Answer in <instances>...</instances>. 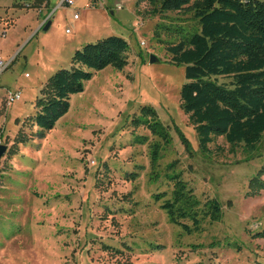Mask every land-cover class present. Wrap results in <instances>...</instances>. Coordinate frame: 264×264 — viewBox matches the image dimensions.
<instances>
[{
	"label": "rangeland",
	"instance_id": "1",
	"mask_svg": "<svg viewBox=\"0 0 264 264\" xmlns=\"http://www.w3.org/2000/svg\"><path fill=\"white\" fill-rule=\"evenodd\" d=\"M73 1L57 11L55 2L53 27L32 34L44 19L39 9L0 0V57L13 61L0 77V264H264V238L256 237L264 233V191L247 197L264 163V136L252 153L242 146L232 152L223 138L202 152L181 108L185 66L170 62L164 43L179 38L155 36L159 24L191 31L195 23L173 11L150 16L142 0ZM111 36L128 43L127 67L95 72L68 114L37 136L29 119L49 78L70 69L83 46ZM152 56L159 61L152 64ZM9 92L21 99L9 105ZM143 106L156 110L173 139L158 182L147 146L131 145L132 133L149 136L130 127ZM19 134L29 140L14 145ZM173 164L202 202L223 204L220 223L191 236L170 224L152 196L171 191L164 176ZM133 172L139 178L127 181ZM102 244L132 251L109 253Z\"/></svg>",
	"mask_w": 264,
	"mask_h": 264
},
{
	"label": "trees",
	"instance_id": "2",
	"mask_svg": "<svg viewBox=\"0 0 264 264\" xmlns=\"http://www.w3.org/2000/svg\"><path fill=\"white\" fill-rule=\"evenodd\" d=\"M142 1L150 8V16H163L173 11L189 16L195 23L191 31L159 24L155 36L161 38L165 34L179 38L178 42L164 43L170 62L185 66L187 82L180 91L181 108L196 131L200 150L208 152L216 139L223 138L232 152L239 146L248 153L254 152L264 136V1ZM14 2V7L36 10L45 3L47 7L50 5L49 0ZM128 50L123 38L111 36L76 51L71 68L61 69L51 76L36 102V114L29 119L40 130L36 135L44 137L56 127L68 114L71 98L84 92L85 83L93 79L95 72L109 67L124 70L129 64ZM130 127L133 132L149 133V136L132 133L131 145L147 146L151 179L158 182L162 154L173 142L169 127L160 121L151 106L141 107L131 119ZM181 138L187 153L191 154L189 140L183 134ZM28 140L25 134H19L14 145ZM174 168V164L168 166L169 172L164 176L171 191L152 196L170 224L191 236L201 234L208 222L220 223L224 217L223 204L214 198L202 202ZM138 178L137 172L126 175L127 181L135 182ZM263 191L264 163L250 180L247 197L259 196ZM256 237L264 238V233ZM123 247L124 250H119L102 244V249L109 253L122 255L132 251L126 244Z\"/></svg>",
	"mask_w": 264,
	"mask_h": 264
},
{
	"label": "crops",
	"instance_id": "3",
	"mask_svg": "<svg viewBox=\"0 0 264 264\" xmlns=\"http://www.w3.org/2000/svg\"><path fill=\"white\" fill-rule=\"evenodd\" d=\"M55 2H58V5H57V8H56V11L58 10V9H62V8H66V9H69L68 7H65V6H60V2H61V0H49V3H50V5H49V7H47L46 6V3L44 4V5H42L41 6V8H39V13H38V17H40V16H44V19L41 21V22H38V25H37V27H36V29L33 31V30H31V33L33 34V33H36V32H40V31H42L43 30V28L45 27V25L49 22V21H51L52 22V25H51V27H50V29L53 27V25H54V21H53V14H54V12L52 13V14H50L51 13V11H52V9H53V7H54V4H55ZM14 5H12V7H13ZM44 9L45 10H47V11H45V13H43V11H44ZM119 9H120V7H119ZM38 10V9H37ZM43 13V14H42ZM76 14V13H75ZM74 14V15H75ZM75 20V19H74ZM78 20H80V18L79 19H77L76 21H78ZM49 29V30H50Z\"/></svg>",
	"mask_w": 264,
	"mask_h": 264
},
{
	"label": "built area",
	"instance_id": "4",
	"mask_svg": "<svg viewBox=\"0 0 264 264\" xmlns=\"http://www.w3.org/2000/svg\"><path fill=\"white\" fill-rule=\"evenodd\" d=\"M60 6H65L68 8H73L75 7V2L73 0H61ZM74 19L77 20L79 19V13H76L74 15ZM13 61L7 62L3 58L0 57V77L1 75L9 69ZM8 103L9 105L14 104L15 102L19 101L21 99L20 93H8Z\"/></svg>",
	"mask_w": 264,
	"mask_h": 264
},
{
	"label": "water",
	"instance_id": "5",
	"mask_svg": "<svg viewBox=\"0 0 264 264\" xmlns=\"http://www.w3.org/2000/svg\"><path fill=\"white\" fill-rule=\"evenodd\" d=\"M51 25H52V22L49 21V22L45 25V27L43 28V31H44V32H47V31L50 29ZM158 61H159V60H158L155 56H152V57H151V63H152V64H153V63H157ZM5 151H6V147L1 146V147H0V157L3 156V154H4Z\"/></svg>",
	"mask_w": 264,
	"mask_h": 264
}]
</instances>
